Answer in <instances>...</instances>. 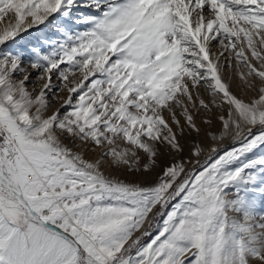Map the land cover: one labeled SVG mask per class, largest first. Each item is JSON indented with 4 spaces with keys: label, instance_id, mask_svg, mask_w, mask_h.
Listing matches in <instances>:
<instances>
[{
    "label": "rangeland",
    "instance_id": "obj_1",
    "mask_svg": "<svg viewBox=\"0 0 264 264\" xmlns=\"http://www.w3.org/2000/svg\"><path fill=\"white\" fill-rule=\"evenodd\" d=\"M201 2L0 0V172L79 264H264V4ZM43 224L0 181V264Z\"/></svg>",
    "mask_w": 264,
    "mask_h": 264
},
{
    "label": "bare ground",
    "instance_id": "obj_2",
    "mask_svg": "<svg viewBox=\"0 0 264 264\" xmlns=\"http://www.w3.org/2000/svg\"><path fill=\"white\" fill-rule=\"evenodd\" d=\"M189 1V0H188ZM193 1V0H192ZM196 3H198V2H201L202 0H194ZM205 1H209V0H205ZM204 1V3H202V4H209V2H205ZM212 1V0H211ZM225 1V0H224ZM228 1V0H227ZM230 1H232V3H231V5L233 6L234 4H238L239 6H244V7H246L245 5H243V4H239V3H234L236 0H230ZM234 1V2H233ZM237 1H239V0H237ZM241 2H245V3H251L253 0H240ZM260 3H262V4H264V0H258ZM214 2V1H213ZM212 2V3H213ZM220 2V1H219ZM221 2H222V0H221ZM62 3H63V0H56V6H55V9H54V11L55 10H57V9H59V7L62 5ZM192 3V2H191ZM191 3H190V5H191ZM194 3V2H193ZM195 4V3H194ZM206 4H205V6H206ZM259 4V3H258ZM211 5V4H210ZM215 5V4H214ZM260 5V4H259ZM192 6H195V5H193L192 4ZM201 5L199 4V6H198V4H197V6H195V8L196 7H199L198 8V10L197 11H199V9H200V12H202V9H203V11H204V8H202V6L200 7ZM204 6V5H203ZM221 6V5H220ZM250 6V5H249ZM210 6H208V8H209ZM214 7V6H213ZM228 7V6H227ZM241 8V7H237L238 9H239V11H240V9H245V8ZM252 7V6H251ZM260 7V6H259ZM212 8V7H211ZM234 8V7H233ZM236 8V7H235ZM236 8V9H237ZM261 8V7H260ZM263 8V7H262ZM197 9V8H196ZM192 10V9H191ZM213 10V8L212 9H210V11H212ZM224 10V9H223ZM246 10V9H245ZM252 10V9H251ZM196 10H194V13L195 14H197L198 15V12L196 11ZM206 11H208V10H206ZM213 12H214V10H213ZM50 13V12H49ZM48 13V17L52 14V13H50L49 14ZM55 13V12H54ZM188 13V12H187ZM191 13V12H190ZM240 13V12H239ZM193 14V13H192ZM205 14V13H204ZM202 15V13L201 14H199L200 15V17H202V18H200V19H203V17L205 16V15ZM223 14H226V13H223ZM44 16V15H43ZM195 16V15H194ZM42 17V16H41ZM46 16H44L43 18H41V21L43 22V19L45 18ZM48 19V18H47ZM199 19V20H200ZM225 19V18H224ZM41 22V23H42ZM37 24H39V22L38 23H35V24H30V26H28L27 24L24 26L25 28H22V30L20 31V33L21 32H24L26 29H28L29 27H31V25H32V27H33V25L34 26H36ZM202 24V23H201ZM31 27V28H32ZM31 28H29L28 30H30ZM210 28V27H209ZM34 29V28H33ZM209 31V30H208ZM5 152H7V149H6V151ZM15 169L16 168H14V167H12V170L13 171H15ZM13 174H12V176H10V178H8L7 177V179H8V183L7 182H5L4 180H2L1 178H0V181L1 182H3L4 184H5V186L8 188V189H10L11 190V192L15 195V196H17V198H18V200L21 202V198L18 196V194H17V192H16V190L13 188V186H11L10 184H12V183H14L16 186H18L19 187V178H18V176L17 175H15V173L14 172H12ZM22 203V202H21ZM22 205H23V203H22ZM24 208H25V206H24ZM37 227H38V232H41V233H43V234H46V237L47 238H51L53 241H56L57 243H60V245H63V248H64V246H65V249H68V250H70V249H72V244H70L68 241H66L63 237H62V235L60 234V235H54V234H51V233H49L45 228H43L42 226H40V225H36ZM59 234V233H58ZM50 242H51V240H50ZM56 246V245H55ZM62 248V247H61ZM56 249V248H55ZM66 264H79L78 263V261L76 260V256H73V258H71L70 260H69V262H67ZM88 264H100L99 262H95V261H91V260H89V262H88ZM117 264H129V262H128V260L127 259H122L121 261H119Z\"/></svg>",
    "mask_w": 264,
    "mask_h": 264
},
{
    "label": "water",
    "instance_id": "obj_3",
    "mask_svg": "<svg viewBox=\"0 0 264 264\" xmlns=\"http://www.w3.org/2000/svg\"><path fill=\"white\" fill-rule=\"evenodd\" d=\"M0 178L2 180H4L5 182L8 183V179L3 175V173L0 172ZM11 186H13V188L16 190L18 196L21 198V202L23 203V205L25 206V209L31 213L33 215V217L40 223V224H43L39 219H37L36 215L34 214V212L31 210L30 208V205H29V202L27 200V198L24 196V194L22 193L21 189L16 186L14 183L10 184ZM43 225H46V224H43ZM48 228H51L52 230H55L56 232H58L59 234L62 235V237L68 241L70 244H72L74 250H75V256H76V260L78 261L79 260V248L77 246V244L66 234H64L60 229L58 228H55L53 226H48L46 225Z\"/></svg>",
    "mask_w": 264,
    "mask_h": 264
},
{
    "label": "built area",
    "instance_id": "obj_4",
    "mask_svg": "<svg viewBox=\"0 0 264 264\" xmlns=\"http://www.w3.org/2000/svg\"><path fill=\"white\" fill-rule=\"evenodd\" d=\"M59 224H60V222L59 223H57V225L59 226Z\"/></svg>",
    "mask_w": 264,
    "mask_h": 264
}]
</instances>
